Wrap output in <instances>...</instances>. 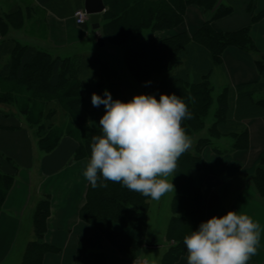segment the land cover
I'll use <instances>...</instances> for the list:
<instances>
[{"label":"crops","instance_id":"crops-1","mask_svg":"<svg viewBox=\"0 0 264 264\" xmlns=\"http://www.w3.org/2000/svg\"><path fill=\"white\" fill-rule=\"evenodd\" d=\"M35 1L44 10L45 36L35 30L36 19L33 17L32 21H24L20 29L8 28L5 34L0 30V41H15L60 59L83 54L89 41L95 51L101 48L97 45V32L91 28L88 20L84 25H78L73 18L74 12L59 17L51 8L43 5L42 0ZM217 3L230 7L231 13L211 19L213 11L190 3L184 9L181 22L171 29L153 32L139 42L150 37L192 36L209 19L215 32L247 29L254 49L246 51L244 48L227 46L220 64L213 67L210 81L215 98L224 87L235 89L243 86L253 103L263 100L264 76L259 73L256 61L264 55V0H217ZM20 5L23 6L17 0H0V21L5 20L6 13L12 7L18 9ZM196 46L200 47L190 43L191 50L195 51ZM181 58L186 61L185 54ZM105 90L113 100H131L118 80L95 78L83 81L81 108L87 115L89 125L95 129H101L99 121L106 109L104 105L94 107L91 97L96 93L104 98ZM237 121L248 137L245 148L224 152L219 148L221 144L209 140L211 143L200 151L201 158L215 168L236 167L239 164L235 174L226 180L217 173H209L204 177L200 186L201 208L204 222L213 216L222 217L228 211L247 214L254 222H258L260 242L257 253L248 264H264V192L261 193L254 183L256 170L261 168L264 171V115H247ZM28 122L24 112L7 113L0 110V169L8 181L0 204V264H19L22 252L34 233L33 220L37 206L45 200L49 203V214L45 220L43 241L52 250L44 254L41 264H145L147 260L142 257L144 252L136 259L124 257L81 216L89 199L91 185L83 176L90 159L81 151L84 139L78 138L75 133L64 132L57 135L54 141H47L48 133L47 136L37 135L42 126L38 125V128ZM213 123L212 118L207 121L209 127ZM205 134L192 139L194 144L189 149L191 152L195 151L200 138H206ZM154 241H145V247H159ZM187 255L185 246L183 254L174 264H187Z\"/></svg>","mask_w":264,"mask_h":264},{"label":"trees","instance_id":"trees-1","mask_svg":"<svg viewBox=\"0 0 264 264\" xmlns=\"http://www.w3.org/2000/svg\"><path fill=\"white\" fill-rule=\"evenodd\" d=\"M103 1L106 9L102 13L101 19L109 10L105 0ZM124 1L129 2L128 0H120L119 2L122 3ZM41 2L46 7L51 8L59 17L67 15L71 11L73 14L75 10L82 8V0H42ZM190 3L198 4L205 10L213 11L211 19L225 16L232 11L230 7L217 3V0H159V6L151 10V17L156 22V28H173L182 21L184 9ZM126 5L122 12L117 14L110 23L104 26L103 24L100 25V32L104 41H106V29L107 31H113V25H115L117 20H121L126 12L130 10L129 5ZM211 19L207 20L192 36L179 34L164 38L150 37L138 42L136 46L129 48L126 52L127 63L135 73L144 74L149 79L152 75H162L159 79L152 80L148 84V95H154L159 100L161 94H175L186 103L189 111L192 113V117L181 122V127L184 129L195 130V122H198L199 125L203 123L204 109L209 103L210 95L205 81L196 79V81L190 82L189 78L184 76L185 69L170 73L171 68H173L178 59L185 54L186 58H189V61L186 60V62L188 61L187 65L191 66L192 63L193 65L207 63V55L216 59L223 49L229 45L254 49L247 29L229 33L215 32L210 26ZM191 42L200 47L196 46L195 51L191 50ZM12 44H14L11 52L12 59L6 64L7 77L17 80L19 84L23 85L25 91L29 92L30 97H33V95H49L51 99L56 98L63 102L69 113L77 115L79 120L81 119L83 122V128L86 130L81 151L83 155H87L90 158L92 137L102 135V130L95 129L89 125L87 115L81 108L83 95L79 79L74 76L77 71L73 62L70 61L73 58H53L43 51H37L18 43ZM193 54H196L197 59L192 61L195 59L193 58L190 61V56ZM256 66L259 73L264 76V61L257 60ZM1 75L3 74L0 73ZM225 92L228 93L229 90ZM236 94L237 97L234 95L232 98H229L231 103H229L230 101L228 103L222 102V105L217 108L216 116L218 118L216 119L214 128L227 124L230 121V115H233L238 120L247 115H264V99L253 103L248 93L242 89L236 92ZM221 96L220 100L222 99ZM190 97L191 99H189ZM69 132L74 134L76 131L72 130ZM242 136H245L246 139V131ZM210 143L207 138L199 139L195 151H186L177 161V168L175 170L177 177L175 204L180 210L173 214V217L176 218L173 228L181 232H183L182 228L188 230L195 227L198 230L199 225L204 222V212L201 208L200 183L209 173H222L220 169L206 163L200 156L201 149ZM246 146L247 141H241L240 137L234 144L235 149H242ZM237 165L239 167V164ZM194 173L198 174L200 179L195 177ZM104 183L107 184V187H97L94 189L90 185L89 199L81 211V216L94 228L99 230L121 255L132 257L135 255V251L141 240L133 238L126 232V228H144L148 197L122 187L121 183L112 181H104ZM254 183L259 191L263 193L264 171L261 168L256 170ZM48 214V200L40 202L33 220V232L38 239H42V235L45 232V220ZM141 225H143V228H141ZM180 244L173 248L172 254L168 255L169 257L167 256V261L170 264H174L179 256L183 254L185 245L183 242ZM51 249L47 244L34 241L28 244V248H25L21 264H36L34 262L36 258L37 260L39 258L38 264H40L42 254Z\"/></svg>","mask_w":264,"mask_h":264},{"label":"rangeland","instance_id":"rangeland-1","mask_svg":"<svg viewBox=\"0 0 264 264\" xmlns=\"http://www.w3.org/2000/svg\"><path fill=\"white\" fill-rule=\"evenodd\" d=\"M17 1L21 2L23 6L20 5V7L16 9L15 5L12 7L9 13H6L5 20L0 21L1 32L5 34V31L8 28L20 29L23 26L24 21H32V18L34 17L36 19L34 23L35 30L42 34V36H45L46 20L44 16V10L38 6L37 1ZM119 1L120 0H105L109 10L103 15L101 19L100 25L103 24V26L110 23L117 14L122 12L123 8L127 6L126 4H128L130 7V10H128L126 14L124 13L125 16H123L121 20H117L115 25H113V31H107L106 29V46L108 49L106 46H102L98 51H95L92 42L89 41L88 47L86 46L83 54L72 57L73 59L70 61L73 62L76 68L75 70L77 72L74 74V76L79 79L80 84H82L83 81L95 78H99L104 81L113 79L118 80L121 82L125 92L130 95L132 100L135 95H148V84L152 80L159 79L162 77V75H152L149 79L145 77L144 74L135 73V71H132V68L129 67L127 63L126 52L129 48H132L134 45L136 46L139 40L150 36V34H153V32L159 30L161 31L163 29L156 28V22L151 17V10L159 6V0H128L129 2L124 1L126 4L124 2L120 3ZM73 18L78 25H84L86 23V21L83 24L79 23L76 13L73 14ZM2 26H4V29ZM12 43L18 42L10 40L0 41V73L3 74L0 76V110L7 113L24 112L26 118L29 120L28 123L31 126H42L41 131H37L38 136L46 135V133L50 131L48 136L46 135L48 138H46L47 141H54V138H56L57 135L60 136L64 132L69 133V131L72 130L74 132L76 131L75 134L78 138L84 139L86 130L83 128V122L81 119L79 120L77 115H72V113H69V111H67L63 105V102L56 98L51 99V96H46L45 94H38L39 96L33 95V97H30L29 92L25 91L23 85L19 84L17 80L7 77L6 64H8L12 59L11 52L14 48V44ZM229 46L239 47L236 45ZM244 49L246 51L250 50L246 48ZM223 51L218 57H216V59L210 55H207V63H197L196 65H193L192 63L191 66L187 65V62L189 61L188 57L186 58V60H188L187 62L182 61L183 59L179 58L173 68H171L170 73H175L178 70L180 71L185 69L184 76H187L190 82H194L196 79L199 81H205L210 95L209 103L204 109L205 112L202 118L203 123L199 125L198 122H195V130L185 128L186 134L190 136L192 140L195 139V137H201L200 135L205 134V131H207V134H205L207 139L214 140L221 144L219 148L224 150V152H232L237 150L234 148V144L239 137L241 141H248L247 136L246 139L245 136H242L245 130L239 121H237L238 119H233V117H231L233 115L229 116L230 121H228L227 124L214 128V124L218 117L216 116L217 114L215 112L213 114V111L215 110L216 106L219 108V106L222 105V102L228 103L230 101L229 98H232L234 95L236 96V92L239 90L241 91V89L245 90V88H241V86H238L235 89L231 87H224L220 91V94H218V98H215V91L210 78L214 65H218L221 62ZM193 58L195 59L192 60ZM260 58L264 61V55ZM196 59V54L190 56V61H195ZM226 90H229L230 93H226ZM212 93L214 97L212 96ZM222 94L223 96H221ZM220 96L222 98L221 100ZM229 103H231V101ZM217 108L215 111H217ZM210 118L214 120V123L209 127L207 125V121ZM50 127L53 128L49 129ZM193 144L194 143L192 141V145ZM222 168L223 169H220L222 172L220 175L226 180V178H229L235 174L238 166ZM194 175L195 177L199 178L198 174L194 173ZM168 179L170 181L171 176H169ZM176 179L177 177L175 171V175L172 178V183L175 186L174 193L165 194L159 201L150 199L151 207L150 209L149 206L147 208L144 228L143 225H141V228L143 229L130 227L126 228V232L129 233L133 238L141 240V243H139V246L135 251V255L126 258L132 259L134 257L136 259L144 252L142 257H144V260H149V264H170V262L167 261V256L172 254L171 252H173V248L181 245L180 243L183 242V238L186 235H190L192 231L197 230L195 227L188 230L182 228L183 232H181L180 230L173 228V223L176 221V218L173 217V214L179 212L180 210L175 204V193L177 192ZM7 184V178L3 175V172L0 169V204L7 189ZM44 234L42 235V239H38V237H36V235L33 233L31 240L28 241L25 248H28V244L34 241L44 243ZM152 239H155L154 244H159L160 246L151 248V250L145 247L144 244L145 241L149 242ZM109 244L114 249H116L111 242H109ZM25 248L22 252L21 259L23 257ZM51 250H47L42 254L41 261L44 254ZM35 257L37 256L35 255ZM21 259H19V264H21ZM34 262L38 264L39 258L38 260L37 258L36 260L34 259Z\"/></svg>","mask_w":264,"mask_h":264},{"label":"clouds","instance_id":"clouds-1","mask_svg":"<svg viewBox=\"0 0 264 264\" xmlns=\"http://www.w3.org/2000/svg\"><path fill=\"white\" fill-rule=\"evenodd\" d=\"M91 101L106 109L99 121L102 135L92 137L83 172L92 188L112 181L155 201L174 193L178 158L192 147L181 127L192 117L186 103L175 94H161L159 100L140 94L123 102L107 90L104 98L93 93ZM259 229L258 222L238 211L213 216L183 238L187 264H248L258 250Z\"/></svg>","mask_w":264,"mask_h":264},{"label":"water","instance_id":"water-1","mask_svg":"<svg viewBox=\"0 0 264 264\" xmlns=\"http://www.w3.org/2000/svg\"><path fill=\"white\" fill-rule=\"evenodd\" d=\"M105 10L103 0H84L83 11L88 16L91 28L96 30V38L98 47L105 45V41L100 33V17Z\"/></svg>","mask_w":264,"mask_h":264},{"label":"built area","instance_id":"built-area-1","mask_svg":"<svg viewBox=\"0 0 264 264\" xmlns=\"http://www.w3.org/2000/svg\"><path fill=\"white\" fill-rule=\"evenodd\" d=\"M74 13H76L77 20L79 23H81V24L85 23L87 16H86V14L82 8L77 9Z\"/></svg>","mask_w":264,"mask_h":264}]
</instances>
